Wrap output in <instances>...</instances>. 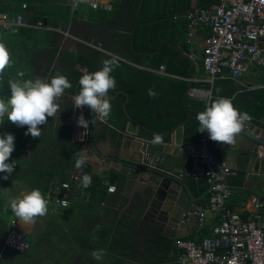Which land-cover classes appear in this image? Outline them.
Masks as SVG:
<instances>
[{
    "label": "crops",
    "instance_id": "crops-1",
    "mask_svg": "<svg viewBox=\"0 0 264 264\" xmlns=\"http://www.w3.org/2000/svg\"><path fill=\"white\" fill-rule=\"evenodd\" d=\"M98 1L99 6L94 10L108 11L112 14V16L108 19L104 18V21L100 16L90 18L91 15L89 14V11L93 8L86 4H82L79 7L81 9L79 14L76 15L81 21L74 24L72 21V16L76 8L72 7L71 0H46L45 2H40L39 6L40 8L42 6V10L50 16V23L45 22V24H43L41 20H39L36 24H28L25 22V24L18 26L15 30V27L6 28L0 22V28H3L8 32H16L19 30V27L24 26L34 29V31H32L33 38H31V41H33V45L34 47L36 45V47L31 48L28 51H32L31 56L21 57V54H19L15 48L13 50L12 66L16 67L19 72L22 71L25 73L23 79L35 80L40 78L50 82L53 76H55L57 73H60L66 75L69 81L70 79L75 80V71L85 72L87 70V67L81 58H85L89 55L98 56L101 53L107 54L111 57L115 55L126 64H130L142 69L145 68L144 66L138 65L127 58V52H124L123 54L121 52L122 48H125L126 51L127 41L125 38L133 34V30L131 31L130 29V21L129 19L125 18L126 15H129L128 11L125 12L121 6L118 9L117 3L120 0ZM197 1L198 0H191L193 7H196ZM24 4L26 3L24 2L22 4L23 9L26 8L23 6ZM67 4L70 5L69 19L67 21L61 19L58 20V12L63 6H66ZM118 11H120L119 15ZM19 14L24 15L23 12ZM209 35L210 28L201 27L194 39V41H197V43H194L195 45H190L189 49L187 50L189 52H194L196 57L191 59L185 53L190 58V60L194 61V64L199 58L197 49L201 50L202 56L204 50L203 48L207 43ZM164 41L166 40H162L161 43ZM187 44L189 45L188 42ZM180 45L182 47L184 46L183 43L179 44V46ZM19 46L20 45H18V47ZM104 46H108L109 49H106ZM18 64L20 67H23V69L21 68L20 70L18 68ZM24 65H26V68H24ZM193 65H190V71ZM160 67L155 71L161 74H167L165 72V66L163 70H161ZM245 67L246 68L243 76L241 79L237 80L238 85L243 87L241 92L245 93L251 90L264 88V66L246 64ZM123 68L125 69V67ZM97 70L99 69H92L86 72H94ZM72 72L75 76L70 77ZM19 78L20 77H18V75L15 76V79ZM221 78H228V76L222 75ZM208 79L209 77L207 73H205L203 76L195 75L194 77L188 78L190 84L188 86L186 95L197 100H202L209 106L210 100L212 98V88H203L201 86L191 87L192 81L209 82L210 84H213L212 82L208 81ZM78 86L79 82L75 84L73 92L69 91V89L65 90L63 96L59 100L61 112L57 113L56 117H50V119H48V127L60 130L65 129L64 132H59L55 142L50 141L49 145L51 146L53 143L55 147L58 146L61 148V146L64 145L66 141L64 134H68L67 131L71 130L70 132H72V140L82 141V148H84L83 153L88 157L87 163L85 165L90 166L91 173L93 175L98 176L100 179H102V181L108 184L107 194L105 193L102 196V200L100 202H95L94 205L91 206L88 201L89 194L85 190H81L79 187L72 188L70 183V188L66 193L68 195L67 198L69 204L67 208H64V206H57L53 200L54 188L59 184L56 183L53 188L52 195L51 192H48L46 195V198L49 200L47 215L38 217L36 222L32 225L22 226L18 220L16 221V217L8 206V201L21 192L31 191L35 189V187L30 184V178H27L31 176L27 174L23 176V174L26 172H19V179H12L11 185L1 192L2 196L5 198V204L0 212V264H67L66 258H68V255H66V253L63 251L65 246H69V252H75L77 257L79 255L83 256V249L79 246V241L83 239L82 237L87 233H94L95 231L93 229H95L94 227L96 225H109L110 223H115L120 216L127 218L129 216L135 217L139 215L138 219L145 221L148 225V228H144V231L151 232L155 231L154 228H160L163 234V228L156 223L157 214L155 209L151 208L146 210V195L149 193L150 189L148 182L142 179V174L140 171H138V169L127 166V163H129V160L133 157L141 159L142 153L144 158H147L151 162L155 161V159L160 156L162 148L161 146L165 144H167L166 146L169 145V142L171 141V134L169 140L163 139L162 143H153V134L157 132L148 130L144 131L142 134L141 129L143 125L134 119L132 120L138 124H130V117H128L126 122L123 123V116L120 115V112H118L117 109L118 104L112 100L110 103L114 104L113 112L116 113V116L118 114L117 117L119 118V122L123 124V128L116 127L96 114H94L93 117H90V109L87 106L81 109H77L73 106L74 97L78 93ZM1 88L2 87L0 86V98L7 99L6 96L9 97L10 94H3ZM81 114H83L84 118L89 121V133L94 143L93 147L89 145L88 140L85 141L75 139L73 137L75 125L77 124V126H79L77 119ZM92 118L95 120V124H91ZM188 118L189 115L187 119ZM260 120L262 122L259 124H251V128L259 136L264 138V120L262 118ZM18 128L26 127H18L5 119V122L0 124V133L12 132ZM205 133L206 131L204 134ZM138 139L145 140L149 142V144H158L160 147L154 149L152 153H148L147 150H144V152H142V150L139 151V144L137 143ZM184 141H186L185 138ZM199 143L195 144L198 145ZM219 144L220 143L214 142V145L216 146L215 151L217 153L220 152L218 147ZM55 147L53 146L52 149L42 150L41 152L37 151L36 159L41 160L44 158L47 162V159H50L52 152H55V149L57 148ZM34 148L35 147L33 146L32 139L30 141V138H28L27 142L22 138L17 139L15 142V152L9 161H12V159H18L20 163H23L26 160H31V157L34 154ZM36 148L39 149L40 147ZM97 150L102 156L110 157L111 159L122 157L121 159H123L124 164L119 162L116 163L114 160H111L110 163H106L97 155ZM171 151L174 152L175 148H168V153ZM181 151L182 149H177V154L182 153V156H184V159L181 161L184 164L183 170L185 169L182 179L184 182H186L194 196H200L203 192L201 194L196 193L190 183L192 177L199 179L192 176L193 163L191 158L189 157L188 152L186 153ZM80 152H82V149ZM54 163H57L56 159ZM92 163L96 164V171H93ZM46 165L48 166L47 169H50L51 165L48 163H46ZM226 165L234 172L226 175L224 178V182L230 185L232 188V196L227 201V205L231 209L235 211L243 210L249 205V198L251 196H258L264 201V184L262 183L264 178H262L261 174L255 172L254 170L250 171L247 168V162L245 160L235 168H233L235 165L232 163L226 162ZM255 166L256 163H253L252 168L254 169ZM52 168L54 167L52 166L51 169ZM53 171L59 174L61 172V166H57ZM83 171V168L77 169L76 167L68 169V173L70 174L69 180L78 183L77 185L80 186L79 182ZM38 173V170L34 171V173L32 172V174ZM113 174L119 175L120 182L116 181L109 183L110 176ZM73 175L79 176V180H71ZM69 180L68 182H70ZM110 186H115L116 190L110 191ZM118 195L119 197L117 198ZM209 196L210 192L201 198L194 207L196 217L190 222L193 226L191 227L188 223H186L184 227H178L179 232H187L188 234L183 238L193 236L195 237V240L200 239L201 237H199V234L203 231V229H207L211 235L213 226L220 223L221 213L218 209L209 206ZM197 208L205 210V217L203 219H201L199 214L196 212ZM12 222H14L13 224H15V227L18 230L24 232L29 237L30 247L25 252H17L5 246V237L8 229L12 225ZM141 235L143 236V234ZM210 235L206 234L203 236L205 238ZM170 239L173 240V244L175 246V250L172 252V254L175 253V255H177L175 264H179L178 258L181 251L177 246V240L181 238ZM72 240L77 241L76 247H74V245L64 244L65 242L66 244L71 243ZM143 262H145V260H143Z\"/></svg>",
    "mask_w": 264,
    "mask_h": 264
},
{
    "label": "trees",
    "instance_id": "trees-1",
    "mask_svg": "<svg viewBox=\"0 0 264 264\" xmlns=\"http://www.w3.org/2000/svg\"><path fill=\"white\" fill-rule=\"evenodd\" d=\"M45 1H0V13L6 12L10 17H14L23 12V21L28 24H36L39 20L43 24L45 22L50 23V16L42 10V6L41 8L39 6L40 2ZM217 1L198 0L196 6L206 7ZM24 2L26 3L25 9L22 8ZM117 5L118 9L121 6L125 12L128 11L129 15H126L125 18L129 19L131 24L130 29L131 31L133 30V34L125 38L127 41L126 51L125 48H122L121 52L122 54L127 52V58L145 67L144 69L138 68L126 64L119 59V67L115 68L112 72V76L116 80V88L109 91V96L112 98V101L118 104V112L123 116L122 122H126L127 118L130 117L143 125L141 129L142 134L144 131H154L161 134L164 140H169L171 132L180 122L185 121V140L192 143H199V138L204 132L197 131L199 122L196 119V115L198 112L204 111L208 105L202 100H197L186 95L190 84L188 78L194 77L195 75L203 76L206 73L203 65V55L196 60V63L190 71L191 60L185 54V51L189 49V45L186 42L188 19L185 13L193 7L191 0H120ZM79 7L75 9L72 16L74 24L81 21L76 16L81 10ZM119 13L120 11H118V15ZM89 14L91 15L90 18L100 16L103 21L104 18L108 19L112 16L108 11L94 9H91ZM57 15L59 16L58 20L67 21L70 17V5L63 6ZM32 31L34 29L26 26L19 27V30L16 32H8L0 28V41L6 44L12 56L15 48L21 54V57H28L32 54V51H28L36 47V45L34 47L33 41H31V38H33ZM162 40L166 41L161 43ZM181 43H183V47H179ZM18 45L20 46L18 47ZM104 47L109 49L108 46ZM109 58L111 56L101 53L98 56L89 55L85 58L83 57L81 60L87 67L86 71H90L92 69H100L102 67V61ZM161 65L165 66V72L167 74H161L155 71ZM24 66L26 68V65ZM18 68L20 70L21 68L23 69L19 64ZM18 72V69L14 66L6 69L3 78L0 79L3 94H10L8 81L15 79ZM85 72L75 71L76 76L72 72L70 77L75 76V80L70 79L72 88L69 91L73 92L75 84L79 82L80 77ZM222 75H227L228 78H221ZM197 86L212 88L210 104L219 97H234L232 99L234 106L241 112H246L253 116L254 123L259 124L262 122L260 120L261 118L264 120V88L245 93L241 92L243 87H240L237 80L230 75L229 68H223L222 72L215 77L213 84L209 82H191V87ZM150 88H154L158 93L155 98L148 95V89ZM6 97L8 98V96ZM111 105L112 109L107 121L116 127L123 128V124L119 122V118L117 117L118 114L116 116V113L113 112L114 104L112 103ZM188 115L189 118L187 119ZM93 116L94 114L90 111V117ZM47 124L48 122L41 126V136L36 139H33L31 134L25 135L27 131L26 126H24L26 128H18L10 132L14 134L15 142L19 138L27 142L28 138H30V141L31 139L33 141V146L40 148H34V154L29 161L26 160L20 163L18 159H12V161H15L16 166L7 180L2 178L4 173H0V212L5 204V198L1 192L11 185L12 179H19V172H26L24 174L22 173L23 176L26 174L31 176L27 177L30 178V184L35 189H39L45 198L48 192H51L52 195L56 183L58 184L70 179L68 169L75 167L76 154L82 149V141H73L71 138L72 132L69 129L70 131H67L68 134H64L66 141L61 148L58 146L56 148L52 142L50 146L49 142H55L56 137L59 135L58 133H61V131L64 132L65 129L50 128ZM53 146L56 148L55 152H52L47 162L44 158L41 160L36 159L37 151L49 150ZM55 159L57 163H54ZM46 163L51 165L50 169H47L48 166ZM52 166L54 167L52 168L53 170L57 166H61V172L59 174L55 173L51 169ZM36 170L40 174H32ZM83 170V174L87 173L92 177L90 187L83 188L81 186V180L79 182L80 186L76 182L69 181L72 188L79 187L89 194L88 201L93 206L95 202L102 200V196L105 193L107 194L108 184L98 176L93 175L90 166L84 165ZM207 179V177L199 179L192 177L190 183L196 193L201 194L206 190L208 187ZM116 181L120 182L118 174L110 176L109 183ZM138 216H129L127 218L120 216L115 223H110L109 225L98 224L100 225L98 231L85 234L82 237L83 239L79 241V246L84 252L83 256L78 254L79 256L77 257L75 252H69V246H65L63 251L68 255V258H66L67 264H175L177 255L175 253L172 254L175 250L173 240L165 237L160 228H154L156 232L144 231V228H148V225L145 221L139 220ZM206 234L210 235V232L207 229H203L199 234L200 239L195 240L193 236L185 239H193L199 242L204 238L203 235ZM64 244L74 245L76 247L77 241L72 240L71 243L66 244L65 242ZM97 249H104L106 253L99 261L93 259L91 255L92 251Z\"/></svg>",
    "mask_w": 264,
    "mask_h": 264
},
{
    "label": "built area",
    "instance_id": "built-area-1",
    "mask_svg": "<svg viewBox=\"0 0 264 264\" xmlns=\"http://www.w3.org/2000/svg\"><path fill=\"white\" fill-rule=\"evenodd\" d=\"M73 8L86 4L93 9L99 6L98 0H71ZM26 6L25 4L23 5ZM187 42L190 44L201 27H209L210 35L203 50L204 70L208 81H214L224 67L238 80L245 72L246 64L264 66V0H218L210 6H196L186 11ZM0 22L6 28L23 25V16L11 18L7 13L0 14ZM194 59V52L185 51ZM161 70L164 66L160 67ZM249 115V114H248ZM245 122L244 128L254 124L253 116ZM206 132L196 147L187 152L193 163L192 176L207 177L208 185L215 178L210 188L209 206L221 213L220 223L213 226L211 235L202 241L181 238L177 240L180 248L179 264H264V201L258 196L249 198V205L241 211H235L227 205L232 196V188L224 182L226 175L234 173L226 163L216 174L215 160L207 148ZM71 180L78 181L73 175ZM64 185H68L67 188ZM70 182H60L53 193L57 206L67 201ZM115 191V186L109 187ZM200 218L205 217V210L197 208ZM10 226L5 237V246L17 252H25L30 247L28 235L18 230L15 224Z\"/></svg>",
    "mask_w": 264,
    "mask_h": 264
},
{
    "label": "clouds",
    "instance_id": "clouds-1",
    "mask_svg": "<svg viewBox=\"0 0 264 264\" xmlns=\"http://www.w3.org/2000/svg\"><path fill=\"white\" fill-rule=\"evenodd\" d=\"M16 16L11 18H16ZM23 24H25L24 21ZM12 63L9 49L4 42L0 41V79L3 78L6 69L11 67ZM119 63V58L114 55L103 60L99 70L85 72L79 79V91L74 97L73 106L77 109L87 106L93 114L106 121L112 109L109 91L116 88V80L112 76V72L119 67ZM17 75L20 77L19 79L8 81L10 96L7 99L0 98V124H3L7 119L8 122L18 127L26 126L25 135L31 134L32 138L36 139L41 136V126L48 122V118H54L57 113L61 112L59 100L66 89L72 88V83L66 75L60 73L53 76L50 82L40 78L23 79L25 73L22 71ZM148 95L155 98L158 93L154 88H150ZM232 99L234 97L231 99L219 97L204 111L198 112L196 115L199 122L197 131L201 133L206 131L214 142L234 145L236 138L244 129L245 122L250 117L248 113L237 109ZM77 123L85 130L88 129L89 121L84 118L83 114L78 117ZM91 124H95V120L92 119ZM162 142L163 136L154 133L153 143ZM14 150V134L0 133V173H4L2 177L4 180H7L15 169V161L9 162ZM76 156L75 167L82 169L87 163L88 157L81 152H77ZM80 180L83 188H88L92 184V177L87 173H84ZM64 187L67 188L68 185H64ZM61 203L64 208L68 207L67 201H61ZM8 206L16 217V221L18 220L22 226H26L34 224L38 217L47 215L49 200L39 189H33L12 197L8 201ZM99 229L100 225H97L94 231ZM105 254L104 249H97L91 253L92 258L98 261Z\"/></svg>",
    "mask_w": 264,
    "mask_h": 264
},
{
    "label": "water",
    "instance_id": "water-1",
    "mask_svg": "<svg viewBox=\"0 0 264 264\" xmlns=\"http://www.w3.org/2000/svg\"><path fill=\"white\" fill-rule=\"evenodd\" d=\"M179 47H182L181 45ZM194 61L191 60V66ZM110 97V96H109ZM110 97V101H111ZM103 119V118H102ZM185 121L179 123V125L171 132V141L161 146L160 156L155 161H149L144 158L143 153L141 159L133 157L130 159L127 166L138 169L142 174V179L148 182L150 186L149 193L146 195L147 209L154 208L156 211V223L163 228V234L172 239L183 238L187 236V232H179L178 227H184L190 223L195 217L194 207L197 202L203 198L213 185L215 178L206 188V190L200 196H194L186 184L183 181L184 164L181 162L184 159L183 154H177V149H182L181 152H186L190 147H196L197 144L184 141L183 126ZM130 124H138L134 120L130 119ZM88 129L85 130L82 126L75 125L73 131V137L80 140H88V143L93 147L91 135ZM139 144V151L147 150L153 152L154 149L160 147L158 144H149L145 140H137ZM175 148L174 152L168 153V148ZM214 142L207 138V148L215 160L216 174L221 171L222 163H232L233 168L238 167L242 161L247 162V168L252 171L258 172L264 178V138L259 136L256 132L243 129L240 135L236 138L234 145L219 144L220 152L215 151ZM84 148H82V152ZM165 152V154H164ZM97 155L106 163H110L114 160L124 164L122 157L111 159L110 157H104L97 150ZM189 155V154H188ZM256 163L255 168H252V164ZM93 164V171H96V164ZM110 165V164H109ZM264 184V180H262ZM178 231V232H177Z\"/></svg>",
    "mask_w": 264,
    "mask_h": 264
},
{
    "label": "rangeland",
    "instance_id": "rangeland-1",
    "mask_svg": "<svg viewBox=\"0 0 264 264\" xmlns=\"http://www.w3.org/2000/svg\"><path fill=\"white\" fill-rule=\"evenodd\" d=\"M196 44L197 43V41H193V43H191V44H189V47H190V45H192V44ZM194 44V45H195ZM197 53H198V56L200 57L201 56V50L200 49H197Z\"/></svg>",
    "mask_w": 264,
    "mask_h": 264
}]
</instances>
